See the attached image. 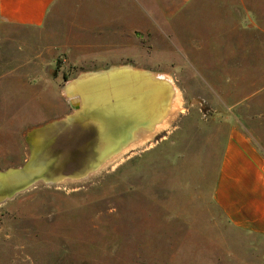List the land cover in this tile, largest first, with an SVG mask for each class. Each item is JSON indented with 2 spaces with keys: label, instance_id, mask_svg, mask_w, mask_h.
I'll list each match as a JSON object with an SVG mask.
<instances>
[{
  "label": "rangeland",
  "instance_id": "1",
  "mask_svg": "<svg viewBox=\"0 0 264 264\" xmlns=\"http://www.w3.org/2000/svg\"><path fill=\"white\" fill-rule=\"evenodd\" d=\"M166 1L56 0L39 29L0 26V170L26 160L36 128L74 112L69 96L100 107L95 84L116 91L121 67L177 90L167 122L139 127L86 179L95 126L56 131L69 178L0 204V264H264V239L213 200L230 127L264 149V0ZM87 72L108 73L67 86Z\"/></svg>",
  "mask_w": 264,
  "mask_h": 264
},
{
  "label": "water",
  "instance_id": "2",
  "mask_svg": "<svg viewBox=\"0 0 264 264\" xmlns=\"http://www.w3.org/2000/svg\"><path fill=\"white\" fill-rule=\"evenodd\" d=\"M119 69L124 75L131 74L133 73L132 71L139 70L140 73L136 74V81L143 83L148 81L146 77L149 75L154 73L158 74V72H148L142 69H135L127 66ZM108 72L111 73L113 71L110 70ZM108 72L82 73L74 80L67 83V86H71V89L74 87L77 89L78 86H82L83 89H86L90 86V84H93L97 78L102 75H106ZM148 84L151 85H141L139 88H135V90H143V88L151 86H156L161 89L158 85H156L158 84L156 81L153 83L148 82ZM165 91V93L168 92L167 89ZM85 92L87 91L85 90ZM168 94L169 93H167V95ZM79 98V94L76 93L73 98L68 99L74 112L50 121L33 131V136L35 137L27 144L28 156L20 166L0 170V204L33 186L38 184H58L64 181V177L69 176L62 175L61 173L63 163L59 157V151H51L54 145V135L56 131L58 132L64 128H71L77 123L84 125L86 128L89 123H92V125L95 126L97 130V138L93 146L87 145L86 150L83 152L81 151V153L88 155V160L85 166L76 174V177L82 180L86 179L91 173L96 172L108 159L126 146L129 139H131L132 132L136 131L137 128L142 126V128L149 129L160 122V118H157L148 126L137 123L135 125V123H132L131 121L134 115L133 111H128L124 108H113L110 104V102L114 104L112 99H109L110 109H104L102 107H95L96 109H91L88 108L87 105L81 107ZM117 123L122 124V128L120 130H117L118 127H115V124ZM122 133L123 135H127L126 137L128 140L126 141V138L123 141L120 140L119 142L113 143L112 148L107 149V139H110V137L111 139L113 137L118 138ZM70 177L72 179L76 178L73 176Z\"/></svg>",
  "mask_w": 264,
  "mask_h": 264
},
{
  "label": "crops",
  "instance_id": "3",
  "mask_svg": "<svg viewBox=\"0 0 264 264\" xmlns=\"http://www.w3.org/2000/svg\"><path fill=\"white\" fill-rule=\"evenodd\" d=\"M191 0L166 1L165 5ZM56 0H0V26L39 29ZM213 200L229 222L264 239V149L238 126L224 143L213 188Z\"/></svg>",
  "mask_w": 264,
  "mask_h": 264
},
{
  "label": "bare ground",
  "instance_id": "4",
  "mask_svg": "<svg viewBox=\"0 0 264 264\" xmlns=\"http://www.w3.org/2000/svg\"><path fill=\"white\" fill-rule=\"evenodd\" d=\"M117 70L120 71V69H117ZM119 71H118L117 75L115 74L114 76L111 75L112 77H109V78H111L109 80V82L113 81V83L110 86L113 88H116V91L110 92V91L106 90V89H108V87H105V85L108 84L106 80L99 81L98 83L95 84L96 86L98 84H102V86H103V88H102L103 91L100 92L99 95H97V99H96L100 103H102L100 107H102L104 109H110V104H111L113 106V108H119V109L124 108L128 111L132 110L134 115H133V118L131 119V121H132V123H135V125L137 123V124H141V125L145 124V126H148L149 124H152L157 118H163V120L161 121V124L167 122L166 120H168L174 113L173 106H172L173 98H174L173 96H177V90L173 86V82H172L171 78L165 74H161V73L155 74L154 73V74L146 77V79H148V81L143 83L140 81H136L137 80L136 74H139L140 72H138V73L133 72L131 74H125L124 75V74H121L122 72L119 74ZM153 78H155L156 80ZM157 79H159V80H157ZM155 81L158 82V84H156V85H158L161 89L157 88L156 86H154V87L151 86L148 88H143V90H140V89L135 90V88H139L141 85H143V86L144 85H151V84H148V82L153 83ZM69 87H71V86H69ZM111 87H109V88H111ZM166 89L168 91L167 93H169L168 95H167V93H165ZM172 93H174L173 96L171 95ZM74 96H69L68 99L69 98L71 99ZM94 97H92V98H94ZM109 99H112L114 104H112V102H110V104H109ZM83 102H85V101H83ZM90 102L92 103V101H90ZM81 105H83V104H82V100L80 99V106ZM157 125L152 126L151 128H149V130H152ZM117 127H118L117 130H120L122 128L120 125ZM138 129H140V128H137L136 130H138ZM149 130H147V131H149ZM146 134H147V132H146ZM125 135L126 134L123 135V133H122L120 136L125 137ZM120 136L116 140L113 139L114 137L112 138L113 140H115V142H112L113 140H111V137H110V139H107L108 140L107 145H106L107 149L112 148L113 145L111 143L119 142ZM148 137H150L149 134H148ZM141 139H143V138H141ZM141 142H143V141H141ZM111 158H113V156ZM81 166L83 167V165H81ZM101 168H102V166H101Z\"/></svg>",
  "mask_w": 264,
  "mask_h": 264
},
{
  "label": "trees",
  "instance_id": "5",
  "mask_svg": "<svg viewBox=\"0 0 264 264\" xmlns=\"http://www.w3.org/2000/svg\"><path fill=\"white\" fill-rule=\"evenodd\" d=\"M65 79H67V77H65Z\"/></svg>",
  "mask_w": 264,
  "mask_h": 264
}]
</instances>
